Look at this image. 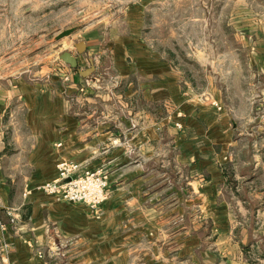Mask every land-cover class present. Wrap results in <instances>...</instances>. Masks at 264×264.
Listing matches in <instances>:
<instances>
[{
    "label": "crops",
    "instance_id": "crops-1",
    "mask_svg": "<svg viewBox=\"0 0 264 264\" xmlns=\"http://www.w3.org/2000/svg\"><path fill=\"white\" fill-rule=\"evenodd\" d=\"M245 13L249 59L264 75V10ZM90 46L72 53L78 66ZM144 46L117 41L121 73L98 74L123 81L120 93L84 88L91 77L71 66L0 85L8 264H264V118L242 127ZM61 161L107 168L99 214L36 190Z\"/></svg>",
    "mask_w": 264,
    "mask_h": 264
},
{
    "label": "rangeland",
    "instance_id": "rangeland-1",
    "mask_svg": "<svg viewBox=\"0 0 264 264\" xmlns=\"http://www.w3.org/2000/svg\"><path fill=\"white\" fill-rule=\"evenodd\" d=\"M251 9L263 11L264 0H0V85L69 68L60 55L84 56L89 42L91 60L85 55L78 68L94 64L95 70L84 88L120 93L123 81L98 74L121 73L111 50L117 41L132 39L179 73L181 85L219 96L235 122L251 129L264 118V75L250 62L245 28ZM241 11L240 21L235 12ZM70 28V36L56 39ZM126 59V68L137 73L136 61ZM4 240L0 231V264H8Z\"/></svg>",
    "mask_w": 264,
    "mask_h": 264
},
{
    "label": "built area",
    "instance_id": "built-area-1",
    "mask_svg": "<svg viewBox=\"0 0 264 264\" xmlns=\"http://www.w3.org/2000/svg\"><path fill=\"white\" fill-rule=\"evenodd\" d=\"M69 75L64 76L68 81ZM180 127V124H177ZM56 179L44 182L36 190L49 195L56 200L85 204L95 214H99L101 204L108 196V170L104 166L95 169H82L74 161H61L57 165ZM28 192L25 193L27 195ZM10 223L16 222V217L8 211ZM4 226L1 224V227Z\"/></svg>",
    "mask_w": 264,
    "mask_h": 264
},
{
    "label": "water",
    "instance_id": "water-1",
    "mask_svg": "<svg viewBox=\"0 0 264 264\" xmlns=\"http://www.w3.org/2000/svg\"><path fill=\"white\" fill-rule=\"evenodd\" d=\"M75 31V28H70L67 29L65 31H62L57 37V40H60L61 38L70 36L73 32ZM60 58L67 64H69L73 69H77L78 72L83 76V77H87L89 76L94 70H95V66L94 64L85 69V70H80L78 68V60L75 56H73V54L69 51H65L60 55Z\"/></svg>",
    "mask_w": 264,
    "mask_h": 264
}]
</instances>
